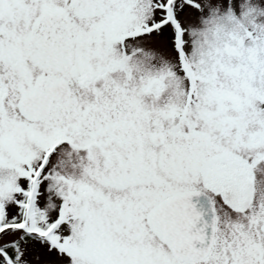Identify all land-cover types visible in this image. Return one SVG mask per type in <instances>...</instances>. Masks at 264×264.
I'll list each match as a JSON object with an SVG mask.
<instances>
[{"label": "snow or ice", "instance_id": "1", "mask_svg": "<svg viewBox=\"0 0 264 264\" xmlns=\"http://www.w3.org/2000/svg\"><path fill=\"white\" fill-rule=\"evenodd\" d=\"M0 264H264V0H0Z\"/></svg>", "mask_w": 264, "mask_h": 264}]
</instances>
